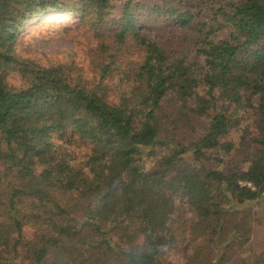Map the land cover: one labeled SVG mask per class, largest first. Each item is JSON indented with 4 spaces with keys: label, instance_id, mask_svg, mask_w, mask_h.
<instances>
[{
    "label": "trees",
    "instance_id": "1",
    "mask_svg": "<svg viewBox=\"0 0 264 264\" xmlns=\"http://www.w3.org/2000/svg\"><path fill=\"white\" fill-rule=\"evenodd\" d=\"M77 6L90 79L15 55L58 0H0V264H245L221 249L264 216V0Z\"/></svg>",
    "mask_w": 264,
    "mask_h": 264
},
{
    "label": "rangeland",
    "instance_id": "2",
    "mask_svg": "<svg viewBox=\"0 0 264 264\" xmlns=\"http://www.w3.org/2000/svg\"><path fill=\"white\" fill-rule=\"evenodd\" d=\"M60 7L65 10L59 12L48 11L46 14L39 18H33L29 20L22 30L16 42L15 55L18 57L31 61L42 67L47 65H61L63 63H73L79 67L83 74L88 79L92 76L89 68V50L94 49L97 46V40L94 38L92 31L83 28L78 24V18L73 15L71 10H76L77 0H58ZM144 33L151 37H155V33L148 29L143 30ZM183 32L176 30L167 35L168 40H176L180 38ZM187 34V33H186ZM134 59V58H133ZM9 82L14 86L20 85V80L17 74H13L9 77ZM57 145H60V141L56 140ZM65 147V146H64ZM66 148V147H65ZM68 150L74 154L76 159L80 158L81 152L79 147L70 146ZM227 162V161H226ZM174 202L177 205L184 204L185 200L176 195L173 197ZM263 203V202H262ZM260 203V204H262ZM243 210V209H241ZM264 211V209L262 210ZM247 212V209L242 213ZM253 214L252 219L248 218V227L250 228L249 243L243 242L241 244L233 243L230 249H221V253L225 251L228 260L232 262H238L240 256L241 259L245 258V264H257L256 262L261 258V252L264 248V216L263 212H260L259 205L251 208ZM258 213L259 215H255ZM240 215V214H239ZM242 215L237 218L240 219ZM243 219L244 216H242ZM235 218V224L239 222ZM263 219L261 222L260 220ZM32 230L25 228L27 237L31 236ZM235 236L234 234L232 237ZM236 237V236H235ZM231 244V243H230ZM186 243H182L178 248L168 251V261L171 264H185L186 259L183 256L182 250ZM247 252V253H246ZM210 257L204 259V264H209ZM216 260L214 257L213 261ZM13 264H28L26 261H14Z\"/></svg>",
    "mask_w": 264,
    "mask_h": 264
}]
</instances>
